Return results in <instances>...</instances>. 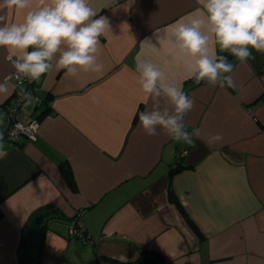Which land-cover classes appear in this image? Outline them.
I'll return each mask as SVG.
<instances>
[{
    "label": "crops",
    "instance_id": "obj_1",
    "mask_svg": "<svg viewBox=\"0 0 264 264\" xmlns=\"http://www.w3.org/2000/svg\"><path fill=\"white\" fill-rule=\"evenodd\" d=\"M89 4L110 23L100 37L103 71L73 78L53 68L30 80L35 90L16 116L40 119L36 138L13 143L0 136V264H19L30 254L36 264H111L109 258L136 260L142 249L153 256L148 264H264V54L252 50L255 59L247 63L231 56L232 86L199 82L189 75L197 58L180 53L171 37L178 21L204 15L197 0ZM23 19L8 13L9 23ZM209 49L219 50L211 39ZM10 55L21 53L0 48V83L6 82L0 105L16 87ZM138 59L154 63L165 83L193 99L185 122L189 132L201 130L194 146L163 132L145 134L139 112L150 101ZM7 126L3 110L0 128ZM217 133L222 139L208 143ZM177 157L187 167L171 174ZM61 162L70 166L75 190ZM45 206L52 210L44 208L23 245V226ZM79 213L86 240L68 236V219ZM53 214L61 217L46 223L38 251L40 225Z\"/></svg>",
    "mask_w": 264,
    "mask_h": 264
},
{
    "label": "clouds",
    "instance_id": "obj_2",
    "mask_svg": "<svg viewBox=\"0 0 264 264\" xmlns=\"http://www.w3.org/2000/svg\"><path fill=\"white\" fill-rule=\"evenodd\" d=\"M204 15L178 21L171 33L180 53L196 57L189 75L210 85L232 86L233 64L225 55H210V39L220 52L240 63L255 59L253 51L264 54V0H197ZM36 7H33V5ZM24 13L22 22H8V13ZM110 29L105 16L97 14L89 0H0V48L21 55L14 60L17 74L39 80L53 68L68 77L83 72L100 73V37ZM207 29V31H205ZM135 70L150 107L139 112V123L148 136L167 134L176 142L194 146L201 138L199 128L189 132L185 117L194 101L175 83H165V74L154 63L138 59ZM6 82L0 83V92ZM31 99V94H27ZM220 134L208 143L218 142ZM3 144H0V149Z\"/></svg>",
    "mask_w": 264,
    "mask_h": 264
},
{
    "label": "trees",
    "instance_id": "obj_3",
    "mask_svg": "<svg viewBox=\"0 0 264 264\" xmlns=\"http://www.w3.org/2000/svg\"><path fill=\"white\" fill-rule=\"evenodd\" d=\"M217 55H225L228 57V60L230 62L231 60V55L227 52H220L218 50V53ZM29 81L26 83V87H28V93H32L34 92V88L30 87V84H29ZM199 82H203V81H199ZM15 91V90H14ZM14 93V92H13ZM12 96V95H11ZM50 98V94H48L45 98V103H47V101L49 100ZM10 98H8L3 104L0 105V112L3 111L5 108H6V103L7 101L9 100ZM27 100V98L21 103H25ZM35 119H38L40 120L39 118H35ZM7 134V130H2L0 128V136L3 137V136H6ZM7 137V136H6ZM183 167H187L186 164H184L181 159L179 157H177V159L175 160V164L174 165H171L170 167V173L173 174L174 172L178 171L179 169L183 168ZM60 169H61V172L63 174V176L65 177V179L67 180V182L69 183V185L71 186L72 189H76V183L73 179V174H72V170L70 168V166L66 163V162H61L60 163ZM170 197H171V200L177 205V207L179 208V210L182 212L183 216L185 217V219L192 225V226H195L194 223L192 222L191 220V217L188 215L187 211L185 210L184 206L176 199L175 195L173 192H171L170 194ZM44 208L48 209L49 211L52 210V206H48V207H39L37 210H35L31 216L29 217V219L27 220V222L25 223V225L23 226V229H22V235H21V243L23 245H27L30 240H31V237L33 235V229L37 226L38 222L40 221V215L42 212H44ZM55 210V208H54ZM61 217V215H57V214H53V215H47L46 217H44V220L43 222L41 223V231H40V235H38V251H39V248L42 244V241H43V232H44V229L46 227V223L51 220V219H54V218H59ZM68 220H72L71 219H68ZM70 221H68L70 223ZM195 231H197V233L201 234L199 229L195 227ZM69 237H72V236H75L77 238H80L82 240H86V237H87V232L85 231V229L83 230V236H78V235H72L69 233L68 235ZM30 258L26 261L25 259L21 260V262L19 264H36V261L33 260L32 258V255L30 254L29 255ZM38 257V253L36 255V258ZM109 261L111 262V264H148L150 262H153V256H151V254L148 252L147 249H142L141 251V255L139 256V258H137L136 260H133V261H119V260H116V259H113V258H109Z\"/></svg>",
    "mask_w": 264,
    "mask_h": 264
},
{
    "label": "built area",
    "instance_id": "obj_4",
    "mask_svg": "<svg viewBox=\"0 0 264 264\" xmlns=\"http://www.w3.org/2000/svg\"><path fill=\"white\" fill-rule=\"evenodd\" d=\"M17 57L10 55L9 60L12 63V70L10 75H12L16 80V87L13 95L6 103V108L4 109L8 121L7 138L13 142L18 143L22 138H36V132L40 125V120L31 119L29 121H24L17 118L16 113L21 103L27 98L28 87L26 83L28 78L20 76L17 74L16 70L13 67L14 60ZM84 223L81 213L77 214L69 223V233L72 235L83 236Z\"/></svg>",
    "mask_w": 264,
    "mask_h": 264
},
{
    "label": "rangeland",
    "instance_id": "obj_5",
    "mask_svg": "<svg viewBox=\"0 0 264 264\" xmlns=\"http://www.w3.org/2000/svg\"><path fill=\"white\" fill-rule=\"evenodd\" d=\"M22 108H25V106L23 105Z\"/></svg>",
    "mask_w": 264,
    "mask_h": 264
}]
</instances>
